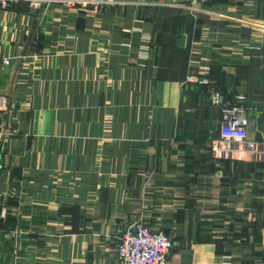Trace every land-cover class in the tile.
<instances>
[{"label":"crops","instance_id":"obj_1","mask_svg":"<svg viewBox=\"0 0 264 264\" xmlns=\"http://www.w3.org/2000/svg\"><path fill=\"white\" fill-rule=\"evenodd\" d=\"M189 1L0 7V264H123L139 218L169 264H264V0ZM191 74L245 90L244 145Z\"/></svg>","mask_w":264,"mask_h":264},{"label":"built area","instance_id":"obj_2","mask_svg":"<svg viewBox=\"0 0 264 264\" xmlns=\"http://www.w3.org/2000/svg\"><path fill=\"white\" fill-rule=\"evenodd\" d=\"M114 0H0L1 8H8L19 2H28L33 8H46L52 3L65 6L92 4L99 6ZM169 4V3H168ZM198 4V3H197ZM196 9V3L192 4ZM198 9V8H197ZM9 64V59H4ZM200 83L207 84L208 81ZM212 106L218 108L220 119V144L225 146L244 145L248 139L250 124L247 97L235 95L226 99L219 91L209 86ZM2 133H0V139ZM118 240V257L123 264H169V257L176 246L175 240L162 230H155L145 221H138L128 227H119L116 232Z\"/></svg>","mask_w":264,"mask_h":264},{"label":"rangeland","instance_id":"obj_3","mask_svg":"<svg viewBox=\"0 0 264 264\" xmlns=\"http://www.w3.org/2000/svg\"><path fill=\"white\" fill-rule=\"evenodd\" d=\"M115 2H104L103 4H101V5H99V6H95V5H92V4H79V5H74V6H66V7H69V8H79V9H87V8H94V9H96V10H99V11H101V10H103L104 8H106L108 5H110V4H115V3H117V0H114ZM193 3H196V9H194V7H193ZM198 1L197 0H191V1H189V2H172V3H170L169 2V4L167 3V4H165V5H170V6H174V7H176V8H181V10H185L186 11V13H188L192 18H196L197 16L199 17V14H201V8H200V6H198ZM52 4H54V3H52ZM59 4H61V3H59ZM14 5V4H13ZM51 5V4H50ZM62 5H64V4H62ZM65 6V5H64ZM198 8V9H197ZM199 8H200V10H199ZM35 9H37V8H35ZM38 9H42V8H38ZM255 25H254V29H255V34L257 35H259V36H261L263 33H264V23H262V21L260 20V19H257L256 17H255ZM255 43H259V45H261L262 46V43L261 42H259V41H257V42H255ZM189 79L190 80H192V81H196V82H201V81H208V83L207 84H205V85H207L208 87L209 86H211V88H214L215 90H217L213 85V83L212 82H210L208 79H205V78H201L200 76H198L197 74L195 75V74H191L190 75V77H189ZM240 85V84H239ZM218 91V90H217ZM220 92V91H219ZM210 93V92H209ZM221 93V92H220ZM236 95H245L246 96V94H245V90L243 89V90H238V94H236ZM210 97V96H209ZM225 97V96H224ZM234 97V96H233ZM232 97V98H233ZM226 99H231V98H227V97H225ZM211 101V100H210ZM211 105H212V103H211ZM213 108H215L214 106H212ZM215 109H217L218 110V108H215ZM220 112V111H219ZM221 114V113H220ZM17 129L16 128H12V126H7V127H4L1 131H0V133H2V138L0 139V141H7L8 139H10L11 137H12V135H13V133L16 131ZM16 197V196H15ZM17 198L18 197H16V200H15V202L16 203H14V206H16V207H18L19 206V202L17 201ZM14 199V198H13ZM18 200H20L19 198H18ZM11 205V204H10ZM10 205L9 204H7L5 201H3L2 202V204H1V207H0V213H2V214H7V212H8V210H7V208H9L10 209ZM6 216V215H5ZM3 218H5V217H3ZM145 221V222H147L144 218H139L136 222H138V221ZM136 222H134V223H136ZM134 223H132V224H134ZM132 224H130V225H132ZM147 224L150 226V227H152L148 222H147ZM130 225H128V226H130ZM128 226H124V225H119V226H117V228H116V230H115V239H116V242H117V248H116V256H117V258L119 259V257H118V240H117V237H116V232H117V229L119 228V227H128ZM153 228V227H152ZM153 229H155V228H153ZM155 230H159V229H155ZM163 231V230H162ZM165 232V231H164ZM166 233V232H165ZM169 235V234H168ZM120 260V259H119ZM121 261V260H120ZM122 262V261H121ZM224 264H226V262L224 263Z\"/></svg>","mask_w":264,"mask_h":264}]
</instances>
